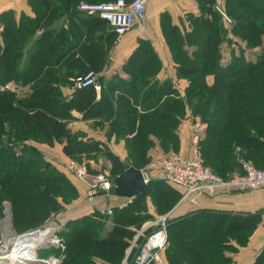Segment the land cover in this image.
Segmentation results:
<instances>
[{"label": "trees", "instance_id": "obj_1", "mask_svg": "<svg viewBox=\"0 0 264 264\" xmlns=\"http://www.w3.org/2000/svg\"><path fill=\"white\" fill-rule=\"evenodd\" d=\"M27 1L34 15L24 11L17 13L13 9L0 13V86L16 81L33 89L29 97L14 102L25 111L24 115L15 112L20 124L16 137L23 140L32 132L48 142H61L64 153L75 160L80 159L83 149L89 152L101 149L110 163L109 174H106L114 181L128 166L140 168L136 162H131L133 152L129 149L131 161L128 164L105 141H85L71 136L68 126L73 110L82 117H100L101 127L109 126L111 130L107 137H126L127 132L135 131L145 136L179 139L176 129L190 104L195 117L204 124L199 155H203L206 162L212 164L213 158L224 157L237 163L238 172L243 171L241 159L264 167V158L260 156H264V0H226V8L233 17L232 34L242 41L240 43L227 38L221 15L214 8L216 0H197L202 14L192 16L194 30L189 36L175 29L167 13L162 15V29L176 63L177 75L188 79L184 94L170 80L158 78L162 62L150 41L145 39H140L123 64L124 75L111 78L100 75L97 79L100 90L94 86L73 89L70 77L82 75L93 67L101 71L106 62L98 42L101 29L107 32L108 41L113 42L116 37L114 30H108L112 26L106 20L82 12L78 6L81 1L112 0ZM61 17L69 19L71 24L56 25ZM225 41L235 44L231 50L233 60L221 67L219 58ZM256 48L255 57L248 56L249 51ZM209 75L214 76L212 83L207 80ZM66 88L68 93L64 91ZM13 94L9 89H0V101ZM168 140L173 141H165ZM25 152L19 156L10 146L0 144V161L5 155L8 159L0 162V191H4L5 185L17 186L20 183L17 179H25L19 184L22 193L17 186L13 188L15 195L7 196L13 205L14 224L16 218L20 220L19 210L26 200L30 199L39 207L50 204L49 211H57L61 206L57 194L47 188L48 183L54 186L59 183H54L47 175L58 170L36 171V162L31 159L30 152ZM28 178L30 180L26 181ZM152 188H158L163 197L175 195L177 200L174 199L170 210L181 197L180 189L174 185L155 180L127 205L113 209L108 229L107 214L101 213V234L99 229L92 228V219H72L67 253L61 264H127L135 259L139 247H133L132 239L144 220L152 217L142 209ZM34 213L32 210L34 216L28 226L36 228L43 225L44 215ZM260 219L256 213L198 209L182 217L172 216L168 227L170 240L165 248H169L167 262L233 264L237 245L247 244ZM25 229L30 228L21 227L20 231ZM231 238L237 245L230 243ZM93 253L101 258V263L90 255ZM253 264H264V249Z\"/></svg>", "mask_w": 264, "mask_h": 264}, {"label": "rangeland", "instance_id": "obj_2", "mask_svg": "<svg viewBox=\"0 0 264 264\" xmlns=\"http://www.w3.org/2000/svg\"><path fill=\"white\" fill-rule=\"evenodd\" d=\"M219 2L223 4L215 3L214 8L220 13L221 19H222L221 22L223 26L225 27L227 34L232 35L233 17L230 15L228 9L226 8V3L222 1H219ZM217 7L224 10V12L228 15V17L232 21L228 22L227 19L222 15V13ZM184 16H185V22L182 19L181 25L180 23L174 24L176 25L174 27L175 29L178 28L180 30V34L189 36V35H192L193 30H194V25L192 21L193 13H186L183 15V17ZM171 21L173 23L172 19ZM169 26L170 25H168V27ZM145 28H146V24H145ZM1 29L2 27L0 25V32H1ZM162 33L165 36V31H163ZM232 37H234L233 39H238L235 36H231V38ZM237 41L239 43L242 42L240 40H237ZM243 43L247 45L245 41ZM234 45H235L234 43L232 45H230L229 43L222 44L221 55L219 58V63L221 67L227 66L233 60L232 52L230 51V49L231 47H234ZM227 52H229L230 59L229 60L227 59L225 61L228 55ZM249 53H248V56H250L251 58L255 57L253 50L249 51ZM167 79L170 80L175 87L177 86V83L174 77H171V78L169 77ZM186 81L188 83L187 78H186ZM4 88L11 90L14 94L13 96L9 98L7 99L5 98L0 101V128L2 127V129H0L1 131L0 132V144H5V145L10 146L11 148L14 149L16 154H18L19 156L22 154L25 155L26 154L25 151H28V153L30 152L31 159H33V161L36 162V165H35L36 171L46 170V172H48L50 170H55V171L56 169L58 170L57 171L58 173L55 172L51 174L50 172H48L47 175L52 180H54V183L55 182H59V183H56L57 186H54L52 183H48L47 188H49L51 192H53L54 194H57L58 196L57 198L61 206L59 207L57 211H53V210L49 211L50 204L46 203L39 207L35 205L33 202H31L30 199L26 200L25 201L26 203L22 202L23 207L20 208L19 210V215L21 216L20 220L16 218L17 223L14 224L13 205H12L11 200H9L7 196L15 195V190L13 188L17 186L20 187V190L22 193L21 185L19 184L25 179L24 180L17 179V181L20 182L17 186L11 187V186L5 185L4 186L5 192L2 190L0 191V247L4 246L7 241L9 243H7L5 249L7 250V252H8V249L10 251V248H12V244L14 243V241L18 239L20 235H22L23 233H26L29 230L35 229L33 228L35 225L28 226L29 224H32L31 218L34 216L32 215V210H34L35 211L34 214L44 215V222H43V225H41L43 227L42 229L48 228L49 226H53V228H55L54 230L55 234L54 236H51L54 242H45L42 245L37 246L40 248L37 249V247H35L31 249L30 254H34L42 258L47 257L48 259L54 256L57 259L59 258V262L57 264H61L62 260L64 259L67 253V243L70 239V234H68L70 233V231L68 230L69 222L72 219H78V218L80 219L84 217H86L85 220L89 218L92 219L94 221L92 223L94 225L92 228L99 229L98 230L99 234H101V213L107 214L106 215L107 222L111 220L110 217L112 216L113 211L112 213H108L107 211L109 208H106L104 211L101 212V200L100 199H101V192H104V191L101 190V186H97L95 188L92 187L93 177H97L101 173L108 176L106 173L109 172L108 171L109 160L101 149H98L97 151H94V152H89L88 150L83 149L80 151V154H81L80 159L75 160V159H71L64 153L63 151L64 144L61 142H58V141L48 142L45 139H43L40 135L33 134L32 132H30L27 138L23 140L16 137L17 136L16 133H20V129H19L20 124L18 122V118H17L18 116L16 115L15 112H18V114L20 112V115H22L25 111L24 109H20L16 107L14 102L16 103L15 100L24 99V98L29 97L33 89L31 88L30 85H21L17 83L16 81H11L8 84H6V86H0V89H4ZM185 89L184 91H182L183 93L180 90L178 91L184 94ZM64 91L68 93L67 90H64ZM189 114L191 115L192 118H194L195 115L193 113L192 105L190 104L186 109V113L183 119ZM72 115L73 117L70 118L69 126H68L72 134L71 136H73L74 138L78 137L85 141H89V140L105 141L109 145L110 149L113 152H115L121 159H123L124 161H127L128 164L131 161V159H129L130 157L129 149H130V151L133 152L132 153L133 159L131 162H136L140 168L142 167L144 168L157 155L179 153L180 151L181 136L177 129L181 123L177 126V129H176L179 139L173 138V136H170L169 138H163L161 137V135L145 136L142 133L137 134L135 133V131L134 133H131L130 131L127 132L126 137L122 135L117 136V137H114V136L107 137L106 135L107 132H110L111 130L109 126H105V128L101 127L100 117H96V118L82 117L81 113H79L77 110H73ZM192 122L193 121L191 119V122H189V124L191 125V128H189L191 131V136H192L193 126L196 123H201L202 121L200 119V121H197L194 124ZM166 139H172L175 143L171 140L165 141ZM120 142H121L120 146L122 145L125 153H123L122 149L115 147V145ZM177 145H178V148H177ZM190 148L192 149V138H190ZM119 150L121 153L120 155L118 154ZM199 156L202 162L204 164L206 163L205 165L210 167L212 170H214L215 167H217L219 170L215 169L216 171L214 170V173H216L218 176H220L221 178L225 180L232 178L233 175L239 171V167L237 166V163L235 164L234 162L227 161V159H225L224 157L223 158L226 161L223 160V158L221 159V157H217V158H213L215 162L211 164L205 161V157L203 155L201 156L200 154ZM260 156H262L261 159L264 158L263 155H260ZM6 160L8 159L5 155V157H3L0 162L4 163ZM46 164H49V165H46ZM76 165L78 166L82 165L86 167L87 173H88V176L86 178H81V176L78 174V172L75 169ZM257 165L260 166L261 164L259 163ZM28 180L30 179L28 178L26 181ZM112 182L114 184V181ZM26 188H30V185L26 186ZM56 188H59L60 191L58 192L57 191L58 189ZM157 189L158 188L150 189L148 196L145 198L143 202L142 209L144 211L147 210L149 213H151L152 217L144 220L142 226L136 231L137 233L132 239V245H134L133 247H139L140 249L142 245L141 241L143 237H146V235L151 231L152 225L150 224L151 223L150 221L158 218L159 216L169 211L170 208L175 203V201L177 200L175 195H165L166 197H163L161 192L158 191ZM230 190L240 191L236 188H232ZM18 191L19 189L16 190L17 194H18ZM32 192H34V190H32ZM109 193H113V190L110 191ZM26 197L28 196L26 195ZM175 198L176 200H174ZM130 200L132 201L133 199H130ZM89 205H90V208H89ZM192 206L195 207V205H192ZM173 208L171 210H173ZM80 209H84L86 213L83 212L85 214L83 213L76 214V216L74 215L72 219L69 218L71 216V213L76 212ZM113 209L114 208H112V210ZM150 210L153 213L150 212ZM98 224H100V227H98ZM21 227L22 228L25 227L28 229L30 228V229L29 230L25 229L27 231L24 232L25 230L20 231ZM6 228L8 229V231H6L7 230ZM168 239L170 240V235H168ZM178 239L179 238L177 237L176 238L177 244L179 242ZM169 240H168V244H169ZM165 248L161 251V258L164 264H169L167 262V256H166L167 252L169 251V248L166 250ZM3 252H6V251L0 248V255ZM90 255H94L95 261L98 263H101V258L96 253H93ZM134 260L135 259L132 258L130 261L127 262V264H133Z\"/></svg>", "mask_w": 264, "mask_h": 264}, {"label": "crops", "instance_id": "obj_3", "mask_svg": "<svg viewBox=\"0 0 264 264\" xmlns=\"http://www.w3.org/2000/svg\"><path fill=\"white\" fill-rule=\"evenodd\" d=\"M219 1L226 3V0H216L215 3L223 4ZM7 9H13L17 13H21L22 11H24L27 14L34 15L27 0H0V13ZM165 13H167L173 20V24L180 23V25L182 19L185 22V16L183 17L184 14L193 13L194 16L202 14L201 7L197 0H148L145 28L146 30L144 29V31H142L139 27H134L133 29L125 33L119 41H116L115 39L113 40V42H110L111 40H107V32H104V29H101V36L99 37L98 42L101 45V55L104 59H106L105 64L101 66V76L111 78L117 75H124V72L122 70L123 64L133 53L134 49L138 46L140 39H145L150 41L154 50L159 56V59L162 62V67L158 73V78L161 80H165L169 77H174L177 83V89L181 92L184 91L188 83L185 78L178 77L173 54L166 41L165 36L162 33L163 29L161 25V17ZM62 24L67 26L70 25L71 22L69 19L66 20V17H61L57 21L56 25ZM108 30L112 32L113 29L108 28ZM39 35L40 32H38L37 37ZM85 35L83 36V38L85 37ZM226 36L227 38H231L233 34H227ZM233 38L234 37H232L231 39ZM224 43L228 42L225 41ZM232 48L233 47H231L230 51L232 50ZM253 51H255V56L258 48L253 49ZM207 80L209 83H212L214 80V76L209 75L207 77ZM66 90H68V88H66ZM191 119L193 121V124L197 121H200L199 117L194 116V118H192L189 114L182 120L177 129L181 136V147L179 154L184 157L193 156V150L190 148L191 131L189 128H191V125L189 124V122H191ZM200 124L202 125L201 129H203L204 124L202 122ZM120 144L121 142L117 143L115 147L122 149L123 153H125L122 145L120 146ZM118 154H121L120 150L118 151ZM109 167L110 163L108 168ZM139 169H143V167ZM130 199L126 196L117 195L114 192H101V212L106 208L112 209L115 207H123L128 202H131ZM176 205L173 208V217H182L183 215L185 216L188 213L194 212L196 209L211 210L216 212L235 211L242 213L259 214L261 218L260 222L257 228L251 234L246 245H237L235 240H233L232 238L230 239V243L239 246L238 252L234 254L235 256L233 264H253L256 260V257L264 249V189L250 191H221L215 195H205L201 197L199 200V204L195 207L190 205L189 203H183L177 206ZM83 212L86 213L84 209H80L76 212L71 213V216L69 218L72 219L74 215L76 216V214H80ZM111 224V220L108 221L106 228L108 229ZM105 233L106 231H104L103 234Z\"/></svg>", "mask_w": 264, "mask_h": 264}, {"label": "built area", "instance_id": "obj_4", "mask_svg": "<svg viewBox=\"0 0 264 264\" xmlns=\"http://www.w3.org/2000/svg\"><path fill=\"white\" fill-rule=\"evenodd\" d=\"M148 0H112V1H81L78 8L87 14L99 15L106 20L116 33V41L133 29L139 27L145 29L147 18ZM228 22L232 20L221 8L217 7ZM225 61L229 58V52ZM101 71L89 69L86 73L71 78L72 88H84L94 86L101 89L98 77ZM192 157H184L179 153L160 154L154 157L143 169L146 183L154 180H164L181 191V197L177 205L188 202L197 206L201 197L215 195L221 191L236 188L240 191L264 189V167H258L252 160L241 159L243 171L236 172L232 178L223 179L205 165L199 156V143L202 138L201 124L196 123L192 130ZM81 178L88 176L85 166H75ZM101 186V190L109 193L114 188L113 182L108 176L101 173L92 178V187ZM176 205V206H177ZM108 209V213H112ZM172 211L151 220V231L146 235L134 264H164L161 251L167 246L169 235V223L172 219ZM140 234V233H138ZM59 258L52 256L50 264H57Z\"/></svg>", "mask_w": 264, "mask_h": 264}, {"label": "bare ground", "instance_id": "obj_5", "mask_svg": "<svg viewBox=\"0 0 264 264\" xmlns=\"http://www.w3.org/2000/svg\"><path fill=\"white\" fill-rule=\"evenodd\" d=\"M42 228L43 227L40 226L20 235L18 239L12 244L10 251L8 249V252L5 248L9 242L6 241L5 245L0 247L6 251L0 255V264H47V262L50 264V257V259H48L47 257L42 258L38 257L37 255L30 254L31 249L42 245L45 242H54L51 236L55 228H53V226H49L45 229ZM6 231H8V229Z\"/></svg>", "mask_w": 264, "mask_h": 264}, {"label": "water", "instance_id": "obj_6", "mask_svg": "<svg viewBox=\"0 0 264 264\" xmlns=\"http://www.w3.org/2000/svg\"><path fill=\"white\" fill-rule=\"evenodd\" d=\"M146 187L147 183L142 169L132 165L128 166L122 174L114 179V193L117 195L134 198L143 193ZM54 234L55 232L52 233V236Z\"/></svg>", "mask_w": 264, "mask_h": 264}]
</instances>
